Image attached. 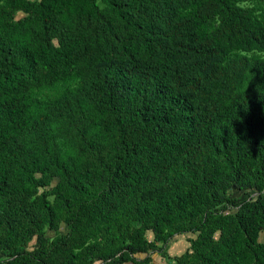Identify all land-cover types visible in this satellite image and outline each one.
I'll use <instances>...</instances> for the list:
<instances>
[{
	"label": "trees",
	"instance_id": "trees-1",
	"mask_svg": "<svg viewBox=\"0 0 264 264\" xmlns=\"http://www.w3.org/2000/svg\"><path fill=\"white\" fill-rule=\"evenodd\" d=\"M260 232L264 0H0L3 264H264Z\"/></svg>",
	"mask_w": 264,
	"mask_h": 264
},
{
	"label": "rangeland",
	"instance_id": "rangeland-1",
	"mask_svg": "<svg viewBox=\"0 0 264 264\" xmlns=\"http://www.w3.org/2000/svg\"><path fill=\"white\" fill-rule=\"evenodd\" d=\"M241 4L248 5L249 3L248 2H244V3H241ZM18 16H20V13L17 14V17ZM55 180L56 179H52L51 182H50V185H53L55 183ZM229 196H230V198H233V199L237 200V198H242V197L246 196V194L245 193H239V192L234 191V190H230L229 191ZM48 198L51 199V196H49ZM61 226H63V227H61ZM58 230H59V232L63 233L65 231V225L64 224H60ZM44 234H45V236L47 238H51L54 233L51 230H45V233ZM146 236H148L149 238H151V233L150 232H146ZM186 236L187 235H184L183 237H186ZM263 238H264V232H260L258 234V240L261 241V240H263ZM33 240L34 239H32L28 243L29 246L33 243ZM168 243L169 244L167 246L166 245H162V251L165 252V250L168 247V251L170 253H174L173 255H175V253H179L181 251V248H179V247H181L180 245H182L183 243L185 244V247H187V243L186 242H184V241L183 242L176 241V238H172L170 241H168ZM158 244H160V243H158ZM4 255H5V253L0 249V264H3L2 263V260H4V258H5ZM149 255H150V257L153 256V258L151 259L150 262H148L146 264H159L160 263L161 258H160V255L159 254H157L156 252H150ZM162 257H165V256L163 255ZM162 263H164V262H162ZM122 264H132V263L131 262H124Z\"/></svg>",
	"mask_w": 264,
	"mask_h": 264
},
{
	"label": "crops",
	"instance_id": "crops-1",
	"mask_svg": "<svg viewBox=\"0 0 264 264\" xmlns=\"http://www.w3.org/2000/svg\"><path fill=\"white\" fill-rule=\"evenodd\" d=\"M61 224H63V223H61ZM61 227H63V226H61ZM65 232V231H64ZM147 232H150V231H147ZM189 236V235H188ZM148 239H151V238H149L148 236H146ZM176 238V241H181V242H186L187 243V246H188V242L185 240V237H183V236H177V237H175ZM159 243V242H158ZM157 243V244H158ZM169 243H167L166 244V246L168 245ZM158 245H160V244H158ZM181 247H179V248H181V251L182 250H184L186 247H185V244L183 243L182 245H180ZM180 251V252H181ZM179 252V253H180ZM157 253V252H156ZM165 254V257H162L161 255H160V258H161V260H160V263L159 264H161L162 262H164V263H162V264H166V263H170L171 261H172V258L171 257H173V256H175V255H178L179 253H175V255H173L174 253H170L169 251H168V247H167V249L165 250V252H164ZM158 254V253H157ZM151 259L153 258V256L152 257H150ZM151 261V260H150Z\"/></svg>",
	"mask_w": 264,
	"mask_h": 264
}]
</instances>
